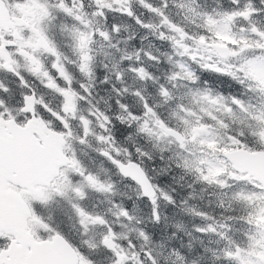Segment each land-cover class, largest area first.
<instances>
[{
  "label": "snow or ice",
  "instance_id": "1",
  "mask_svg": "<svg viewBox=\"0 0 264 264\" xmlns=\"http://www.w3.org/2000/svg\"><path fill=\"white\" fill-rule=\"evenodd\" d=\"M0 264H264V0H0Z\"/></svg>",
  "mask_w": 264,
  "mask_h": 264
}]
</instances>
